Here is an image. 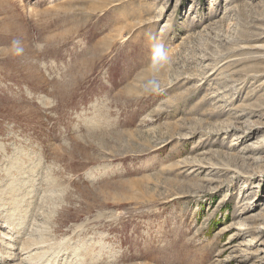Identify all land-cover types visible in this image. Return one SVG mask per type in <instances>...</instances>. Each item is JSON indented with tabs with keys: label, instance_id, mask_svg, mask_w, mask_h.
I'll return each instance as SVG.
<instances>
[{
	"label": "rangeland",
	"instance_id": "1",
	"mask_svg": "<svg viewBox=\"0 0 264 264\" xmlns=\"http://www.w3.org/2000/svg\"><path fill=\"white\" fill-rule=\"evenodd\" d=\"M23 263L264 264V0H0Z\"/></svg>",
	"mask_w": 264,
	"mask_h": 264
},
{
	"label": "bare ground",
	"instance_id": "2",
	"mask_svg": "<svg viewBox=\"0 0 264 264\" xmlns=\"http://www.w3.org/2000/svg\"><path fill=\"white\" fill-rule=\"evenodd\" d=\"M7 236V235H6ZM6 238V237H5ZM11 237H10V235H9V237H8V239H10ZM28 240V239H27ZM33 240V239H32ZM28 242H30V241H28ZM39 241H35V242H30V243H28L29 244V246H28V244H27V246H24V242L22 243V247H21V250L22 251H26L27 250V252L33 247V246H37V245H39V243H38ZM27 243V242H26ZM42 243H44V242H42ZM45 244V243H44ZM48 244V243H47ZM40 246H42V245H40ZM24 253V252H23ZM29 255H31V254H29ZM33 255V254H32ZM14 257V256H13ZM35 258V257H34ZM21 261H23V260H21ZM24 264V263H23ZM27 264V263H26Z\"/></svg>",
	"mask_w": 264,
	"mask_h": 264
}]
</instances>
